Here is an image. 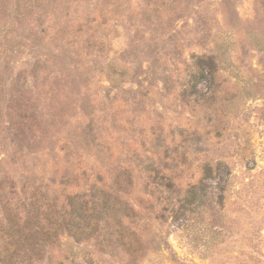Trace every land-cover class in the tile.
Wrapping results in <instances>:
<instances>
[{
    "label": "rangeland",
    "instance_id": "obj_1",
    "mask_svg": "<svg viewBox=\"0 0 264 264\" xmlns=\"http://www.w3.org/2000/svg\"><path fill=\"white\" fill-rule=\"evenodd\" d=\"M4 240L0 264H264V0H0Z\"/></svg>",
    "mask_w": 264,
    "mask_h": 264
},
{
    "label": "trees",
    "instance_id": "obj_2",
    "mask_svg": "<svg viewBox=\"0 0 264 264\" xmlns=\"http://www.w3.org/2000/svg\"><path fill=\"white\" fill-rule=\"evenodd\" d=\"M218 169L221 171V169H222L221 166ZM221 179L224 180L223 177H221ZM86 208H87V206L82 203V205L76 211V213H77V216L76 217L79 218L82 221L84 219L87 220V218H88V216L84 213V210ZM98 209H99V207H98ZM96 210H97V207H96V209H94V212H96ZM104 210H105L104 208H100L98 212L100 214H105V211ZM74 229L76 231H74L73 234H74L75 237H77L79 239L83 233H82L81 229L79 227H77V226L74 227ZM3 242H4L3 244L0 242V256L2 258L6 259V260H11L12 257L9 254V253H11V251H10L11 250V246L9 245V242H7L6 240H4Z\"/></svg>",
    "mask_w": 264,
    "mask_h": 264
}]
</instances>
